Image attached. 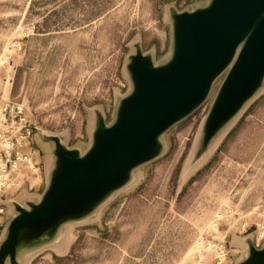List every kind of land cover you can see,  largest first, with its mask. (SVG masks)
I'll return each mask as SVG.
<instances>
[{"label":"rangeland","instance_id":"obj_1","mask_svg":"<svg viewBox=\"0 0 264 264\" xmlns=\"http://www.w3.org/2000/svg\"><path fill=\"white\" fill-rule=\"evenodd\" d=\"M208 2L0 0V96L24 108L41 138L34 148L39 173L3 199L5 222L15 215L10 202L26 206L43 195L54 148L44 137L85 152L98 121L111 124L131 89V55L140 51L154 65L164 63L172 16ZM224 76L161 136L157 158L136 168L88 219L63 227L65 250L49 247L24 264H196L197 243L206 248L214 237L227 244L224 264H235L249 246L264 247L257 237V225H264V80L204 146V124ZM214 221L218 232L208 229ZM212 259L207 250L204 264Z\"/></svg>","mask_w":264,"mask_h":264},{"label":"water","instance_id":"obj_2","mask_svg":"<svg viewBox=\"0 0 264 264\" xmlns=\"http://www.w3.org/2000/svg\"><path fill=\"white\" fill-rule=\"evenodd\" d=\"M128 71L129 93L111 124L98 121L85 152L44 137L54 144L46 188L36 203H9L15 215L0 241V264H24L60 245L63 227L88 219L131 181L136 168L161 154V136L198 109L223 74L203 145L234 120L264 80V0H209L173 15L167 60L154 65L136 51ZM235 264H264V247L249 246Z\"/></svg>","mask_w":264,"mask_h":264},{"label":"built area","instance_id":"obj_3","mask_svg":"<svg viewBox=\"0 0 264 264\" xmlns=\"http://www.w3.org/2000/svg\"><path fill=\"white\" fill-rule=\"evenodd\" d=\"M35 127L31 125L24 108L16 103L4 100L0 96V218L5 214L7 203L5 199L9 192H17L22 182H28L29 177H36L39 173L37 158L27 152L34 137ZM245 228V225H243ZM218 232L217 221L208 227ZM258 240L264 238V225H257ZM197 243L196 264H204V254L207 250L212 253V264H224L228 259V252L224 239L217 237Z\"/></svg>","mask_w":264,"mask_h":264},{"label":"crops","instance_id":"obj_4","mask_svg":"<svg viewBox=\"0 0 264 264\" xmlns=\"http://www.w3.org/2000/svg\"><path fill=\"white\" fill-rule=\"evenodd\" d=\"M36 136H37V135L35 134L34 137H33L32 140H31V145L27 148V152H29V153H31V154H34V157H35V158H37L38 155L36 154L37 151L34 150V148L38 147L37 144L39 143V140L41 139V138L36 137ZM47 165H48V163H47ZM46 167H48V166H46ZM47 170H48V168H47ZM13 217H14V215L11 216L10 219H9L7 222H5V220H6V218H8V217L2 216V217L0 218V241H1L2 238H3V235H4L5 228H6L7 224L9 223V221H10ZM68 244H69V242L67 241V239H66V238H63L62 243H61L60 245H58V246H54L53 249H54L55 251L62 252L63 250H65V248L68 246ZM226 246H227V244H226ZM45 249H47V248H45ZM45 249H43V250H45ZM34 256H35V255H33L31 258H33ZM245 256H246V254H245ZM31 258H30V259H31ZM244 258H245V257H244ZM30 259H29L28 261H30Z\"/></svg>","mask_w":264,"mask_h":264},{"label":"bare ground","instance_id":"obj_5","mask_svg":"<svg viewBox=\"0 0 264 264\" xmlns=\"http://www.w3.org/2000/svg\"><path fill=\"white\" fill-rule=\"evenodd\" d=\"M220 216V215H219Z\"/></svg>","mask_w":264,"mask_h":264}]
</instances>
